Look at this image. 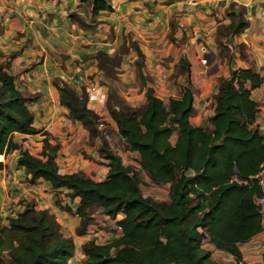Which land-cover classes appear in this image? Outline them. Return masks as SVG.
<instances>
[{
  "label": "trees",
  "instance_id": "obj_1",
  "mask_svg": "<svg viewBox=\"0 0 264 264\" xmlns=\"http://www.w3.org/2000/svg\"><path fill=\"white\" fill-rule=\"evenodd\" d=\"M86 1L93 15L112 10L108 0ZM238 16L228 26L234 34L250 25L245 11ZM72 20L88 26L80 15H72ZM263 83L264 76L254 69L232 70L229 78H221L211 129L191 122V87L169 107L151 88L141 108L110 92L107 109L124 140V151L139 154L134 166L124 164L111 148L100 127L107 122L89 106L87 89L79 92L56 81L69 118L83 125L90 143L102 141L99 154L108 160L109 172L105 180L96 181L87 173H61L58 143L45 139L41 156H36L14 140L16 133L38 132L29 107L38 96L21 90L8 64L0 63V157L21 149L18 165L31 183L43 179L55 191L67 189L72 200L79 198L77 235L87 232L98 213L113 220L123 215L116 221L121 227L117 238L83 244L82 264H226L213 257L214 250L240 264L241 245L264 230L257 202L262 190L255 178L264 162V132L255 124L259 104L252 97ZM4 166L0 159V169ZM143 173L154 185H169L167 201L143 193ZM59 206L72 212L70 206ZM75 252L74 239L64 234L55 214L36 209L33 202L10 217L8 225L0 222V264H69Z\"/></svg>",
  "mask_w": 264,
  "mask_h": 264
},
{
  "label": "crops",
  "instance_id": "obj_2",
  "mask_svg": "<svg viewBox=\"0 0 264 264\" xmlns=\"http://www.w3.org/2000/svg\"><path fill=\"white\" fill-rule=\"evenodd\" d=\"M108 1L112 10L93 15L86 0H0V63L8 64L21 90L38 96L29 103L38 132L16 133L14 140L36 156H41L45 139L58 143L59 171L87 173L96 181L105 180L109 172L108 160L99 154L102 141L96 138L90 143L83 125L69 118L56 81L79 92L83 87L100 88L105 103L89 101V106L107 122L103 130L111 148L130 165L128 156L137 159L139 154L115 149V142L124 140L107 109L110 92L141 108L151 88L169 107L191 87L195 94L191 122L202 126L201 121L215 113L214 94L222 87L221 78L238 69H254L264 76V0ZM239 11H245L250 25L234 34L228 26L234 16L239 20ZM72 15H80L88 26H80ZM252 97L259 104L255 124L264 132V83L252 91ZM107 127L115 131L112 137ZM20 155L17 149L0 157L5 165L0 169L2 225H8L9 218L29 202L38 210L51 211L76 244L69 264L85 261L82 246L94 240L91 232L99 226L108 229L110 241L119 236L113 224L123 215L113 220L100 213L85 234L77 235L79 198L72 200L67 189L55 191L43 179L31 183L25 168L18 165ZM58 203L70 206L72 212ZM241 251L240 264H264V230L243 243Z\"/></svg>",
  "mask_w": 264,
  "mask_h": 264
},
{
  "label": "rangeland",
  "instance_id": "obj_3",
  "mask_svg": "<svg viewBox=\"0 0 264 264\" xmlns=\"http://www.w3.org/2000/svg\"><path fill=\"white\" fill-rule=\"evenodd\" d=\"M201 125L205 126L208 129L212 128V124H211V121L209 120V117L207 119L201 121ZM106 126L107 125H104L102 127L105 128ZM107 129H109V131L111 133V137H112V134L115 133V131L113 130L112 127H107ZM113 142H114V140L112 138V143ZM115 149L117 151H120V152L124 153V143L122 142V140H119V143L115 142ZM128 157H129L128 160L131 162L130 165H134L135 166L137 164V159H135L134 156H128ZM142 179H143L142 190H143V193L146 196H152V197H154V198H156V199H158L160 201H167L169 199V197H168L169 185L157 186V185L152 184L150 179H149V177H148V175L146 173H143ZM98 214H96V215H98ZM95 223H96V221L93 224H95ZM107 227H110V225H108ZM113 227L116 229V232L118 231L117 233H119V231H121L119 229V226H117V224L114 223ZM97 232H99L100 234L98 235ZM91 234L95 236V238H94L95 241H99V242H101L103 244L108 243L112 239L111 236H110L111 234H109L108 229L105 230L101 226H99L98 228L94 229V231H92ZM205 245H206L205 247L211 248L210 245H207V244H205ZM78 257H79V259L81 261L83 260V258L81 256H78ZM213 257L218 259L219 261H221L223 263L225 262L226 264H230V263L236 264V262L234 260H231L230 257H228L226 254L217 252L215 250L213 251Z\"/></svg>",
  "mask_w": 264,
  "mask_h": 264
},
{
  "label": "built area",
  "instance_id": "obj_4",
  "mask_svg": "<svg viewBox=\"0 0 264 264\" xmlns=\"http://www.w3.org/2000/svg\"><path fill=\"white\" fill-rule=\"evenodd\" d=\"M203 61L205 62L206 60L204 59ZM100 91H101L100 88L92 87L91 90L88 91L89 101H95L100 104H104L105 103L104 97L102 96ZM100 127H102V125H100ZM255 178L257 179L258 184L262 190V196L258 198L257 202L261 205L262 212L264 214V162L260 165V168L257 174L255 175ZM24 209H25V205L22 210ZM119 229L121 230L120 226H119Z\"/></svg>",
  "mask_w": 264,
  "mask_h": 264
},
{
  "label": "water",
  "instance_id": "obj_5",
  "mask_svg": "<svg viewBox=\"0 0 264 264\" xmlns=\"http://www.w3.org/2000/svg\"><path fill=\"white\" fill-rule=\"evenodd\" d=\"M221 143V141L220 142H217V144H220Z\"/></svg>",
  "mask_w": 264,
  "mask_h": 264
}]
</instances>
